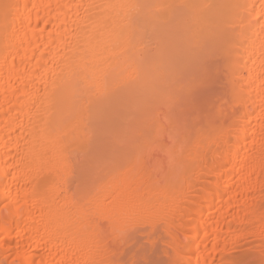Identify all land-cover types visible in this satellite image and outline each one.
<instances>
[{
  "label": "bare ground",
  "instance_id": "bare-ground-1",
  "mask_svg": "<svg viewBox=\"0 0 264 264\" xmlns=\"http://www.w3.org/2000/svg\"><path fill=\"white\" fill-rule=\"evenodd\" d=\"M0 264H264V0H0Z\"/></svg>",
  "mask_w": 264,
  "mask_h": 264
},
{
  "label": "rangeland",
  "instance_id": "rangeland-1",
  "mask_svg": "<svg viewBox=\"0 0 264 264\" xmlns=\"http://www.w3.org/2000/svg\"><path fill=\"white\" fill-rule=\"evenodd\" d=\"M210 84L209 85H207V86H205V88L207 87L208 89L207 90H205V88H204V91H201L202 92V94H200L201 92H199V90L198 89H196V90H194V95H195V97H197V99L199 98V100L197 101L198 103H199V101H202V100H200L201 98H202V95H205V93H207V94H209V96H207V99H210L212 96H210V93L211 94H213L215 91H211L212 90V87L214 86H217L215 83H211V82H209ZM217 83V82H216ZM214 84V85H213ZM212 85V86H211ZM208 86H210V88H211V90H210V88L208 87ZM217 87H219V86H217ZM215 89H217V88H214L213 90H215ZM211 91V92H210ZM221 90H220V88L218 89V90H216V94L218 93V92H220ZM210 92V93H209ZM213 92V93H212ZM206 96V95H205ZM196 100V99H195ZM211 100V99H210ZM197 104V103H196ZM200 104V103H199ZM202 104V103H201Z\"/></svg>",
  "mask_w": 264,
  "mask_h": 264
}]
</instances>
